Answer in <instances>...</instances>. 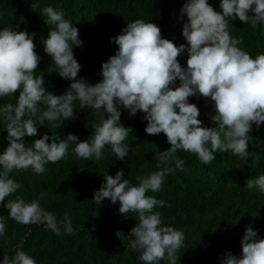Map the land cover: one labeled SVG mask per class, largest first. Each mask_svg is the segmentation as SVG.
<instances>
[{
    "label": "clouds",
    "instance_id": "obj_1",
    "mask_svg": "<svg viewBox=\"0 0 264 264\" xmlns=\"http://www.w3.org/2000/svg\"><path fill=\"white\" fill-rule=\"evenodd\" d=\"M42 12L46 25H54L42 41L44 51L55 62L59 75L70 80V85L57 95L47 89L43 72L36 74L40 55L34 50L35 32L17 30L16 26L0 27V98L19 89L15 103H0V119L7 121L9 141L0 151V204L18 222H46L57 234L63 225L64 231L73 232L69 216L58 220L54 213L41 207L38 199H5L21 187L9 173L29 167L36 173L43 172L47 162L66 157L70 150L78 158L100 159L106 145L117 160H124L131 147L125 141L133 130L121 122V111L127 109L131 116L140 110L147 120L145 131H162L170 147L159 151L157 170L137 176L138 183L125 178L124 168L114 175H104L92 200L100 205L107 197L118 203L121 214H138V221L129 232L132 238L128 247L139 251V260L158 264L167 259L169 264H175L185 232L163 223L160 212L154 208L165 201L148 193L158 192L166 174L183 167V159L176 155L178 149L195 153L205 164L215 158V153L225 150L248 157V135L253 122L257 128L264 122V52L253 57L244 50L240 46L242 37L230 35L228 17L250 20L254 27L264 25V0H220L219 9L209 0H184L179 18L187 17L182 26L187 44L177 45L163 37L153 20H131L111 37L118 48L102 62V79L95 83L82 76L77 78L82 66L73 47L82 45V40L76 24L65 18L63 9L52 5L44 6ZM185 49L186 66L177 59ZM201 95L213 105L210 119L214 126L202 124L199 107L189 101L190 96ZM76 101L79 109L98 113L96 120L89 121L92 131L87 139H80L74 132L63 138L57 132H45L35 138L34 117L41 125L47 119L59 127L77 115ZM38 102L46 107L42 109ZM26 135L34 137L29 145L25 143ZM246 185L264 191V173L248 178ZM5 232V216L0 215V237ZM116 234L124 232L117 230ZM241 248L238 256L226 251L221 264H264V237L251 224L245 227ZM0 264L37 261L28 252L16 249L11 258L4 255Z\"/></svg>",
    "mask_w": 264,
    "mask_h": 264
},
{
    "label": "trees",
    "instance_id": "obj_2",
    "mask_svg": "<svg viewBox=\"0 0 264 264\" xmlns=\"http://www.w3.org/2000/svg\"><path fill=\"white\" fill-rule=\"evenodd\" d=\"M184 0H0V27H17L35 32L34 49L40 55L36 74L43 72L49 91L62 94L70 85L55 70V62L44 51L42 41L54 25H46L42 9L46 5L63 9L64 16L78 28L82 45L74 46L73 52L81 69L77 78L84 77L91 83L102 79L101 66L118 45L111 37L119 34L127 22L136 18L155 22L163 37L187 44L182 35L184 19L179 18V9ZM220 0H209L219 9ZM254 15V13H249ZM230 35L242 37L240 46L253 57L264 52V25L253 26L251 21L228 17ZM187 49L178 54L179 62L186 66ZM176 83H179L177 79ZM15 93L0 98V103H15ZM200 109L202 124L214 126L210 119L214 112L208 97L190 96ZM42 109L46 107L42 102ZM77 115L64 121L59 127L53 121L44 120L43 125L34 117L37 125L35 138L42 133L56 132L61 138L69 132L87 139L91 134L89 121L96 120L98 113L91 109H79ZM140 110L129 115L122 109L120 120L131 126L132 133L126 138L131 145L124 160H117L111 147L106 145L100 159L77 157L73 151L55 162H47L45 171L36 173L28 169H13L9 174L20 182L21 187L5 199L23 196L26 201L38 199L41 207L64 220L71 218L73 232L63 230L57 234L46 222L24 224L8 215V209L0 204V215L5 216L6 232L0 237V260L4 255L11 258L16 249L32 255L37 264H145L138 259L139 251L128 247L131 227L137 223L138 214L129 211L121 214L118 203L105 198L99 205L93 198L101 186L104 175L115 174L124 168L125 178L138 183L137 176L157 170L159 151L170 147L162 131L150 134L145 131L147 120ZM6 120L0 119V151L9 141L6 139ZM25 143L34 137L25 136ZM74 143L70 145V149ZM248 157L243 158L231 150L215 153L210 163H203L190 151L178 149L176 155L183 159L182 168L166 174L158 192H149L164 205L156 206L163 223L185 232L184 243L177 250L175 264H221L222 255L231 251L239 255L241 237L249 224L264 237V191L258 186L249 188L246 180L264 173V122L253 128L248 135ZM163 166V165H162ZM44 193V195H41ZM127 216V217H126ZM117 230L124 234L117 236ZM158 264H169L162 259Z\"/></svg>",
    "mask_w": 264,
    "mask_h": 264
}]
</instances>
